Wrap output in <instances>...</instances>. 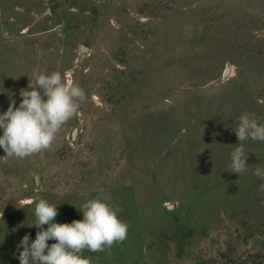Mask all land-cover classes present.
<instances>
[{"label":"rangeland","instance_id":"374dc122","mask_svg":"<svg viewBox=\"0 0 264 264\" xmlns=\"http://www.w3.org/2000/svg\"><path fill=\"white\" fill-rule=\"evenodd\" d=\"M53 71L86 99L50 149L0 148V264L35 240L36 201L71 223L98 196L128 233L91 264H264V142L229 171L239 117L264 124V0H0V114Z\"/></svg>","mask_w":264,"mask_h":264},{"label":"clouds","instance_id":"9594fccd","mask_svg":"<svg viewBox=\"0 0 264 264\" xmlns=\"http://www.w3.org/2000/svg\"><path fill=\"white\" fill-rule=\"evenodd\" d=\"M28 89H21L19 107L13 101L0 114V148L8 158L24 159L50 149L62 126L77 114L80 103L86 99L79 84L59 71L33 73ZM234 131L239 144L231 152L229 171L239 175L248 166L243 142H264V124L244 113ZM254 175L264 181V168L257 166ZM258 190L264 192V183ZM36 196L37 193L29 202ZM78 210L83 213L82 220L56 223V205L45 199L36 201L33 225L39 230L31 244L28 235L22 238L20 264H91L90 258L81 256L84 250L102 252L127 238L128 225L118 218L119 208L111 205L110 197L88 199ZM49 240L56 242L49 245Z\"/></svg>","mask_w":264,"mask_h":264},{"label":"water","instance_id":"95a60500","mask_svg":"<svg viewBox=\"0 0 264 264\" xmlns=\"http://www.w3.org/2000/svg\"><path fill=\"white\" fill-rule=\"evenodd\" d=\"M74 135H76V133Z\"/></svg>","mask_w":264,"mask_h":264}]
</instances>
